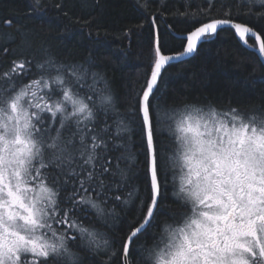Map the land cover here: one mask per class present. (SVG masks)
<instances>
[{"label":"snow or ice","instance_id":"obj_1","mask_svg":"<svg viewBox=\"0 0 264 264\" xmlns=\"http://www.w3.org/2000/svg\"><path fill=\"white\" fill-rule=\"evenodd\" d=\"M155 2L136 0L145 17L138 27H150L148 62L122 101L93 62L61 60L34 29L0 33L3 54L5 44L20 53L0 72V264H86L98 255L103 264H264V108L165 105L157 96L168 66L226 28L247 48L254 40L264 59V0H183L167 25L178 52L158 22L165 0L153 10ZM47 7L32 0L29 13L43 20ZM137 130L147 196L113 195L128 186ZM169 183L176 207L157 221ZM109 202L138 211L119 240Z\"/></svg>","mask_w":264,"mask_h":264},{"label":"trees","instance_id":"obj_2","mask_svg":"<svg viewBox=\"0 0 264 264\" xmlns=\"http://www.w3.org/2000/svg\"><path fill=\"white\" fill-rule=\"evenodd\" d=\"M31 2L0 0V33L14 34L18 26L26 25L28 29H34L37 39L50 46L61 60L93 62V70L107 77L120 101L133 86L139 87L144 65L148 62L150 27L145 25L142 30L138 27L145 17L138 10L136 0H87L88 7H84L81 0H44L48 7L43 20L38 18L39 13H29ZM56 3L63 4V9L52 7ZM165 3L167 7L162 10L166 19L158 22L161 33L165 34L166 47L178 52L182 50L181 41L175 36L178 32H168L167 25L179 19L172 13L177 9L183 12L184 3L183 0H165ZM159 6V0L152 4L153 10ZM192 7L194 9L195 4ZM64 12L68 15L65 16ZM8 19L13 21L11 27L4 24ZM77 19L80 22H76ZM85 21L90 23L85 24ZM182 27V24L176 25L177 29ZM249 43L255 45L254 40H249ZM4 47L9 48V53L4 55L0 49V72L10 67L13 59L20 58L19 51L12 52L15 44H5ZM29 78H32L31 74ZM157 96L165 105L211 102L221 109L264 108V66L257 55L242 46L232 30L226 28L209 42L202 43L188 59L168 66ZM164 139H167L166 133ZM128 147L136 157L135 167L129 174L128 186L113 195L126 197L130 191L138 189V194L145 197L144 155L138 130ZM168 179L171 182V174ZM172 190L169 183L165 198L160 200L157 221L164 220L169 210L176 207L171 198ZM139 204L137 200L136 205ZM107 206L115 208L121 218L116 223L109 221L111 233L119 240L126 235L129 221L138 215L137 208L131 204L125 208L118 202H109ZM96 227L102 232L109 231L103 222L97 223ZM148 231H158L155 222ZM143 241L144 235L136 241V245ZM106 259V256L98 255L90 257L86 264H103ZM112 264H118V261L113 260Z\"/></svg>","mask_w":264,"mask_h":264},{"label":"water","instance_id":"obj_3","mask_svg":"<svg viewBox=\"0 0 264 264\" xmlns=\"http://www.w3.org/2000/svg\"><path fill=\"white\" fill-rule=\"evenodd\" d=\"M175 36L178 37V34H175ZM240 42H241V41H240ZM241 44H242V46L245 47V45L243 44V42H241ZM245 48H247V47H245ZM247 49L250 50V51H252V52H254V53L257 55L259 61H260V62L262 63V65L264 66V59H261V58H260V56H259V54H258V48H257L255 45H253L252 48H247ZM180 51H182V50H180ZM186 59H188V58H184L183 60H186ZM183 60H182V61H183Z\"/></svg>","mask_w":264,"mask_h":264}]
</instances>
